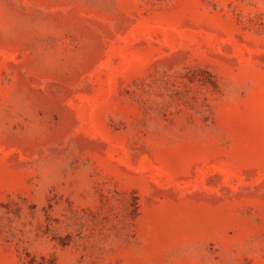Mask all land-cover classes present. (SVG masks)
I'll return each instance as SVG.
<instances>
[{"label":"rangeland","instance_id":"obj_1","mask_svg":"<svg viewBox=\"0 0 264 264\" xmlns=\"http://www.w3.org/2000/svg\"><path fill=\"white\" fill-rule=\"evenodd\" d=\"M0 264H264V0H0Z\"/></svg>","mask_w":264,"mask_h":264}]
</instances>
